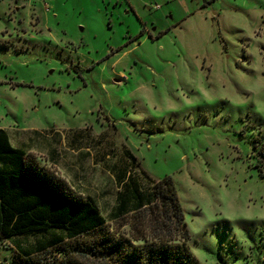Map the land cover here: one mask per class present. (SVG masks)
Here are the masks:
<instances>
[{"label":"rangeland","instance_id":"rangeland-1","mask_svg":"<svg viewBox=\"0 0 264 264\" xmlns=\"http://www.w3.org/2000/svg\"><path fill=\"white\" fill-rule=\"evenodd\" d=\"M105 2L0 0V127L13 146L102 135L130 172L124 194L173 179L201 264H264V0ZM47 239L0 242V264ZM63 247L76 241L40 258Z\"/></svg>","mask_w":264,"mask_h":264},{"label":"trees","instance_id":"trees-1","mask_svg":"<svg viewBox=\"0 0 264 264\" xmlns=\"http://www.w3.org/2000/svg\"><path fill=\"white\" fill-rule=\"evenodd\" d=\"M118 204L114 221L129 223L128 236L110 230L92 203L35 155L13 149L0 130V242L49 237L28 247L17 244L18 264H47L40 257L68 241H76V251L63 247L53 264H201L187 246L190 234L170 176L149 192L134 184Z\"/></svg>","mask_w":264,"mask_h":264},{"label":"crops","instance_id":"crops-1","mask_svg":"<svg viewBox=\"0 0 264 264\" xmlns=\"http://www.w3.org/2000/svg\"><path fill=\"white\" fill-rule=\"evenodd\" d=\"M111 1L105 3L111 6ZM0 130L13 149L35 155L41 164L52 167L74 192L92 203L104 218L105 212L115 220L118 196L124 195L123 188L127 187L130 172L126 165L113 162L109 147H115L105 146V138L100 139L102 135L94 136L89 130L85 135L76 130L67 133L35 130L30 136H22L13 146L8 131L1 127Z\"/></svg>","mask_w":264,"mask_h":264},{"label":"built area","instance_id":"built-area-1","mask_svg":"<svg viewBox=\"0 0 264 264\" xmlns=\"http://www.w3.org/2000/svg\"><path fill=\"white\" fill-rule=\"evenodd\" d=\"M33 1H38V0H33ZM43 5H44V7H46V4L45 3Z\"/></svg>","mask_w":264,"mask_h":264}]
</instances>
